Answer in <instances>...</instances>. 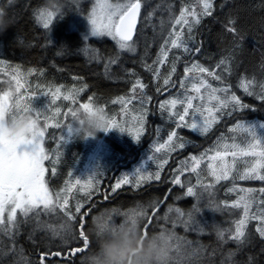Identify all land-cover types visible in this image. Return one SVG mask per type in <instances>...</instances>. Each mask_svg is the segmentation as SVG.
<instances>
[{"label": "snow or ice", "instance_id": "6c2138e0", "mask_svg": "<svg viewBox=\"0 0 264 264\" xmlns=\"http://www.w3.org/2000/svg\"><path fill=\"white\" fill-rule=\"evenodd\" d=\"M12 2L13 0H9V3ZM72 3L79 9L78 0H72ZM147 3L148 0H95L90 12L84 16L90 26L92 37L111 38L119 49L115 56L105 57L99 49L88 44L87 36L84 38L83 48L79 49L89 56L90 61L97 63L104 61V74L107 77L114 78L111 76V68L119 62L120 53L136 54L137 41L134 40V36L141 19V11ZM214 3L215 0H196V5L200 8L199 12L196 7L184 6L178 17L173 12V6L169 4L166 10L170 13L168 22L172 27L162 41L159 55L153 64L149 65L143 57L141 58L145 70L152 72L154 78L159 80L161 79L159 66L169 61L171 50H181L184 55L199 52L198 46L190 47L189 43L194 40L193 30L201 23L202 18L213 14ZM160 8L161 5H156L147 12L145 21L152 20ZM0 12L4 13L3 9H0ZM63 16V12H49L43 6L35 10V20L45 30H50L53 22L62 19ZM164 23L161 18L159 25L161 30ZM230 23L234 24L235 21ZM177 25L180 26L179 30L176 28ZM228 31L236 33V28L229 27ZM51 43V40H47L43 46ZM180 59V55H173L170 71L162 79L166 89L176 87V81L172 80V76L176 73V64ZM221 66H224L223 72L231 74L228 60L222 59L216 68ZM124 71L127 73L126 69ZM0 73L8 77L7 80L0 79V84L7 85L6 88L0 89V118L5 113H9L12 118L19 113H30L32 116L29 138L16 141L0 140V264H62L64 261L71 264L72 259L78 253L87 252L92 243L86 227V217L91 210L87 209L86 205L91 203L94 196L101 194L99 177L104 175V172L97 171L87 180H81L74 178L70 171L67 174L69 179L59 190L50 188V179L57 174V165L62 156L60 149L68 143L64 132L67 130L69 136L72 135V121L76 114L81 110L93 108L107 112L106 106L96 103L94 96H89L87 102L79 101L81 93L88 88L86 83L80 87H70L66 91L65 85L62 84L41 86L37 83L35 87L40 90V95L51 97L47 109L38 111L33 107V98L36 94L31 91L32 84L29 77L43 75V71L37 73L35 68L24 70L20 65H8L5 60L0 59ZM206 77L220 81L223 86L213 87ZM73 79L80 78L73 77ZM240 86L247 95H254L264 102V82L257 85L254 80L242 79ZM146 87L142 80L136 79L131 88V96H120L111 100L112 104L121 106L120 113L123 119H118L119 114L115 112L109 115L106 133L118 130L120 133L131 135L137 143L140 142L147 123V105L152 99L144 91ZM138 88L139 96L136 95ZM179 88L182 90V95L177 94L159 104L161 114L167 113V119L175 125V128L167 134L166 140L161 142L158 139L153 145V155L148 159L155 162L156 170H148V165L145 164L132 174H123L116 180L110 194L114 195L124 185H130L138 190L144 184L160 181L161 173L168 164L171 154L186 146L185 138L179 135L178 129L186 128L206 136L225 116H232L249 108V105L244 104L231 91L222 73L210 70L197 62L191 63L190 66L185 65ZM157 91H161V88L157 87ZM61 98L70 102V106L63 112L61 107H53ZM133 100H139V109L135 112L130 109ZM194 101L198 103L194 104ZM178 106H181L179 110H177ZM50 128L61 130L58 135L54 133L49 137L55 142L54 152L45 148V137ZM229 131L233 133L231 137L222 136L214 148L199 156H189L180 162V167L175 169L170 183L186 189L184 196L195 199L190 209L185 210L174 204H168L166 211L157 215L161 206L167 201L168 197L165 195L162 199L154 198L147 204H138L136 208L128 211L113 208L106 210V214L100 213L104 221L103 227L116 230L133 225L138 226L147 235L151 226L152 234L167 233L173 247L172 264H203L205 259L209 264H215L212 257L218 251L222 252L223 245L233 243L236 245L235 250L229 249L220 264H241L236 260V256L253 240V234L249 230L250 222H257L254 231L261 240H264V187L258 189L238 187L236 184L238 180L264 182V123L237 122ZM241 135L243 140L237 142V137ZM205 159L208 163L206 169L201 171V164ZM45 161L51 162L50 169L45 166ZM49 171L51 176L46 180ZM185 173L193 174L195 182L191 177L182 181L181 177ZM222 181H232L227 192L235 193L236 199L232 201L217 199V185ZM74 192L76 195H73ZM181 198L183 197H176V199ZM104 199H107V195ZM70 200L74 203L70 204ZM254 206L255 211H253ZM231 209L240 210V216L231 220L230 227L221 228L213 225L220 247L209 250L210 246L200 243L199 240L195 242L187 240L175 231L177 227H183L186 232L190 230L204 234L208 223L198 219L204 210L222 212ZM96 216L94 215L93 218ZM46 217H55L60 223L53 224L50 219H44ZM117 217L121 218L119 223ZM154 219L157 225L160 221H164V224L159 226V231H155ZM28 225L31 227L27 239L34 246L38 243L37 234L43 233L49 237L45 250L37 249V259L26 255L25 248L18 243L22 229ZM56 240H59V243L54 244ZM6 258L10 259L6 261ZM83 259L84 257L81 258V264ZM246 264H253V257L249 256Z\"/></svg>", "mask_w": 264, "mask_h": 264}, {"label": "trees", "instance_id": "16d2710c", "mask_svg": "<svg viewBox=\"0 0 264 264\" xmlns=\"http://www.w3.org/2000/svg\"><path fill=\"white\" fill-rule=\"evenodd\" d=\"M95 0H78L77 5L72 0H63L65 5L62 19L53 22L50 30H45L35 20V10L44 5L45 0H0V9H3L6 18L12 22L8 31L0 35V59L7 62L8 65H20L24 70L35 68L37 73L43 71V75L31 76V91L35 93L37 99L45 101L51 97H42L40 90L35 87L38 83L41 86L48 84L65 85V91L70 87H80L86 83L88 88L81 93L80 102H87L89 96L95 97V102L105 105L107 113L111 115L113 112L119 114L118 119H123L120 113V105L112 104L111 100L120 96H131V88L136 79L143 81L147 87L144 91L151 96V102L147 105L148 116L145 125V131L141 136L140 142L137 143L128 133H120L118 130H112L108 133H100L95 140L93 139L95 148L107 147L111 156L109 157L113 163H109L105 169L101 166L98 171H103L104 175L100 176L101 194L93 197L90 204L86 205L90 209V214L86 217L87 229L91 226L94 215H99L106 210L116 208L120 211H128L136 208L138 204H147L154 198H163L167 195V201L160 208L157 215L166 211L168 204H174L182 209H190L195 203L192 197L184 196L186 189L178 185L170 183L175 169L180 167V162L187 159L191 155H201L216 146L217 141L222 136L231 137L233 133L229 131L237 122H248L250 124L264 123V102L257 99L254 95H247L240 86L241 80H254L257 85L264 82V0H215L214 11L211 16L202 18L201 23L193 30L194 40L190 41V47L198 46L200 51L190 55H184L181 50L173 49L169 53V61L159 66L161 79L154 78L153 73L145 70L141 64V58L152 65L160 52L162 41L166 38V34L170 31L171 25L168 22L170 13L166 10L168 5L173 6V12L178 17L179 12L184 6L196 7L199 12L200 8L196 5V0H148V3L141 11V19L137 34L134 40L137 41L136 54L127 52L120 53L119 62L112 66L111 76L109 78L104 74V61L99 63L90 61L89 56L79 49L83 48L84 38L88 37V44L93 48L99 49L100 53L105 56H115L119 49L111 38H94L90 35V26L84 19L93 6ZM156 5H161L159 11L150 21H145L147 12L151 11ZM83 13V15H81ZM163 18L164 27H159L160 20ZM230 21H235L231 24ZM229 27H235L236 33L228 31ZM179 30L180 26H176ZM185 38L187 39V29L185 28ZM47 40H51V44L45 45ZM147 45V48H146ZM61 53V54H57ZM146 53V55H145ZM181 56L180 61L176 64V73L172 76V80L176 81V87H168L162 84V79L170 71V63L173 55ZM229 61L231 74L223 72V67L216 68V65L222 60ZM197 62L210 70L222 73L225 83L235 93L241 101L249 105V108L236 112L232 116H225L211 132L206 136L194 133L189 129H178L179 135L185 138L187 145L185 148L177 150L169 158V162L165 165L161 173L160 181H152L144 184L141 188L134 189L130 185H124L118 189L115 194L111 193L117 179L123 174L128 173L143 163L147 153L153 154V145L159 139L161 142L167 139V134L174 130L175 125L167 119V113L161 114L159 104L170 99L177 94L182 95L179 88V81L184 76L185 65L190 66L191 63ZM127 70V73L124 70ZM11 70V69H8ZM78 77L80 79H73ZM0 78L7 80L8 77L0 73ZM213 87H222L220 81L206 77ZM157 87L161 91H157ZM258 91V87L256 88ZM165 92H168L166 95ZM140 89H137L136 95L139 96ZM194 95V93H190ZM65 108L70 105L69 101L62 98L59 100ZM198 103V101L193 102ZM139 104V100H133L130 106L134 110V106ZM181 106H178L177 110ZM157 119V120H156ZM159 130V131H158ZM61 130L50 128L45 137L46 150L55 151V142L49 137L54 133L59 134ZM65 135V133H64ZM68 143L60 149L62 152L61 161L57 165V174L50 179V188L61 189L68 177V172L73 173L74 178L81 176V180H86L84 173L86 170V160L89 151L82 141L71 136L66 138ZM243 140V136L237 137V142ZM84 155L80 160V171L73 172L75 163L78 162V154ZM231 159V157H229ZM250 159V158H245ZM205 161L201 164V171L206 169ZM45 166L51 168V162L45 161ZM243 167V165H238ZM51 176L49 171L46 180ZM191 177L195 182V177L191 173H185L181 177L182 181ZM238 187H264L261 181H236ZM232 181H222L217 185V199L232 201L236 199L235 193H228L227 189L231 187ZM170 193V194H169ZM73 195H76L74 192ZM107 195V199L104 196ZM177 196L183 198L176 199ZM259 198V193H257ZM81 198H83L81 194ZM74 201L70 200V204ZM83 211V210H82ZM255 211V206L253 208ZM240 216V210L231 209L229 211L212 212L204 210L202 216L198 219L207 221L208 227L204 234H198L193 231H185L183 227L175 229L179 236L186 237L187 240L193 242L199 240L200 243L210 246L211 248L220 247L216 238V231L213 225L221 228L231 226V220ZM121 218L117 217L119 223ZM164 221L153 220L155 231H159V226ZM257 222L252 221L249 224V230L253 234L252 243L245 247L237 256L236 260L241 264H246L248 257H253V264H264V240H261L254 229ZM143 226V225H141ZM31 225L22 229V234L18 239V243L25 248V254L31 258L37 259V249L45 250V245L49 243V237L43 233L36 236L38 243L34 246L27 239ZM149 234L153 233V227H149ZM88 249L95 248V241ZM54 243V242H53ZM73 247L76 245H72ZM236 245L228 243L222 246V252L212 257L215 264H220L221 259L227 254L229 249L235 250ZM87 251V252H88ZM78 253L72 259L71 264H81V258L87 255ZM57 259V258H54ZM7 261V259H6ZM62 264H69L64 261ZM203 264H209L207 259Z\"/></svg>", "mask_w": 264, "mask_h": 264}, {"label": "clouds", "instance_id": "9594fccd", "mask_svg": "<svg viewBox=\"0 0 264 264\" xmlns=\"http://www.w3.org/2000/svg\"><path fill=\"white\" fill-rule=\"evenodd\" d=\"M63 0H45L43 7L49 12H63ZM12 22L0 12V35L5 34ZM109 113L99 108L79 111L72 121V136L87 141L106 133ZM32 116L19 113L15 118L5 113L0 118V140H24L31 136ZM97 215L88 228V236L95 241V248L87 252L83 264H172L173 247L167 233L147 234L138 226L108 230Z\"/></svg>", "mask_w": 264, "mask_h": 264}, {"label": "rangeland", "instance_id": "374dc122", "mask_svg": "<svg viewBox=\"0 0 264 264\" xmlns=\"http://www.w3.org/2000/svg\"><path fill=\"white\" fill-rule=\"evenodd\" d=\"M8 71H10V70H8ZM0 79H2V78H0ZM2 80H5V79H2ZM29 80L31 82V77H29ZM6 87H7L6 84H0V89L6 88ZM167 93L168 92H165L164 94L166 95ZM50 99L51 98L46 99L45 101H41V99H37V97L34 96V98H33V107L36 110H38V111L46 110L47 106L50 104ZM68 106H70V105H68ZM53 107H61L62 112H63V110L67 109V107L65 108V103H64V105H61L59 103V100L56 102V104ZM133 109H134V110H132L133 112L137 111L139 109V104L135 105ZM62 118L63 117L61 115V119ZM64 133H65V137L67 138V136L69 135L67 133V130H65ZM185 141H187V140H185ZM83 143L85 144L87 150L89 151L88 156L86 157L87 158V160H86L87 165H86V170H85V173H84V177L87 180L90 176H92L94 173H96L98 171V169H100L101 166L105 169V167H108L109 163H113V161H111V159L109 158L111 156V152H110V150L107 147H98L96 149L95 148L96 144L94 145L93 139H89L87 141H82V144ZM189 144L190 143H187L186 146L189 145ZM178 150H180V149H178ZM151 155H153V154L152 153H150V154L147 153V157H145L143 163H140L136 168H133L131 171L128 172V174L134 173L138 168H141V166L145 165V164L148 165V170L155 171L156 170L155 162L149 161V159H148V157L151 156ZM156 155H160V154H156ZM77 157L79 158V160H78L77 163L74 164L75 165V167L73 168V172L74 173H75V171H78V173H79V171H80V167H79L80 160H82L84 158V155L79 153ZM78 178L80 179L81 176H79ZM44 219H50V222L53 223V224L60 223V221L57 220L55 217H51V218H47L46 217ZM57 243H59V240L54 241V244H57ZM6 259H10V258H6Z\"/></svg>", "mask_w": 264, "mask_h": 264}, {"label": "water", "instance_id": "95a60500", "mask_svg": "<svg viewBox=\"0 0 264 264\" xmlns=\"http://www.w3.org/2000/svg\"><path fill=\"white\" fill-rule=\"evenodd\" d=\"M140 23V22H139ZM139 23L137 24V30H138V27H139ZM137 34V33H136ZM134 38H135V36H134Z\"/></svg>", "mask_w": 264, "mask_h": 264}, {"label": "bare ground", "instance_id": "6f19581e", "mask_svg": "<svg viewBox=\"0 0 264 264\" xmlns=\"http://www.w3.org/2000/svg\"><path fill=\"white\" fill-rule=\"evenodd\" d=\"M157 120V119H156Z\"/></svg>", "mask_w": 264, "mask_h": 264}]
</instances>
